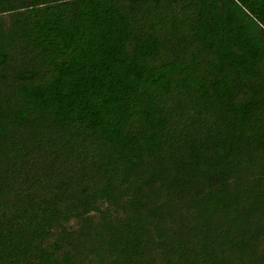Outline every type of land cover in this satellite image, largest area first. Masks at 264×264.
Returning <instances> with one entry per match:
<instances>
[{
  "label": "trees",
  "instance_id": "16d2710c",
  "mask_svg": "<svg viewBox=\"0 0 264 264\" xmlns=\"http://www.w3.org/2000/svg\"><path fill=\"white\" fill-rule=\"evenodd\" d=\"M0 264H264V0H0Z\"/></svg>",
  "mask_w": 264,
  "mask_h": 264
}]
</instances>
